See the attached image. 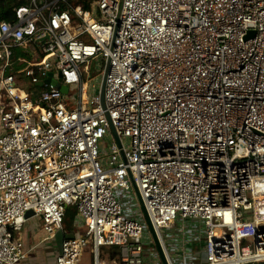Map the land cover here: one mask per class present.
<instances>
[{
  "label": "built area",
  "instance_id": "obj_1",
  "mask_svg": "<svg viewBox=\"0 0 264 264\" xmlns=\"http://www.w3.org/2000/svg\"><path fill=\"white\" fill-rule=\"evenodd\" d=\"M19 1L0 21V264L69 206L55 264L90 244L92 264H163L143 206L167 264L264 263V0Z\"/></svg>",
  "mask_w": 264,
  "mask_h": 264
},
{
  "label": "rangeland",
  "instance_id": "obj_2",
  "mask_svg": "<svg viewBox=\"0 0 264 264\" xmlns=\"http://www.w3.org/2000/svg\"><path fill=\"white\" fill-rule=\"evenodd\" d=\"M85 67L89 68V72L85 73V81L95 80L98 81L99 84L102 83V76L104 74L105 69L103 71L102 69H98L100 65L97 61V58L92 60V62L86 64ZM72 208L76 213L75 217L72 222L70 220V224H65L68 225V228L66 229V235L71 237L75 236L76 233L80 231V228L76 222L77 208L75 206H72ZM41 226L42 222L39 219L32 218L25 224L23 228L21 238L23 239V242L25 243L27 249H29V247H32V250L29 253L28 261L23 264H47V261L55 260L56 256L60 252L61 244L65 236V229L64 232H59L56 235L55 239L45 240L46 235L42 231ZM64 227L66 228V226ZM180 227L181 224L178 223L175 227V230L178 231ZM172 233H174L173 230L167 231V234L164 233V238L166 244L170 248L172 258L176 263L181 257H183V250L178 248L179 246L176 243V245L171 243L172 239H174ZM147 247L149 252H152L154 249L158 250L155 244L148 245ZM198 247L199 244H191L189 242L184 247V251L190 249H194V251H196ZM91 250L92 245L90 244L84 252L81 264H92L93 257Z\"/></svg>",
  "mask_w": 264,
  "mask_h": 264
},
{
  "label": "trees",
  "instance_id": "obj_3",
  "mask_svg": "<svg viewBox=\"0 0 264 264\" xmlns=\"http://www.w3.org/2000/svg\"><path fill=\"white\" fill-rule=\"evenodd\" d=\"M90 1L91 0H78V2L86 3V6H85L86 9H89ZM23 4H25V2L19 1V0H1L0 1V21H7L10 23L15 22L16 9L22 6ZM75 214L76 213L74 209L72 208V206H69L66 211V215L64 219V226H66V228L64 227L65 232H66V229L68 228V225H65V224H68V223L70 224V220L71 222L73 221Z\"/></svg>",
  "mask_w": 264,
  "mask_h": 264
},
{
  "label": "water",
  "instance_id": "obj_4",
  "mask_svg": "<svg viewBox=\"0 0 264 264\" xmlns=\"http://www.w3.org/2000/svg\"><path fill=\"white\" fill-rule=\"evenodd\" d=\"M57 87H59V86H57ZM61 89H62L63 92H67V89H68V88H67V87H62ZM101 101H102V104H103V106H104V86H103L102 91H101ZM114 133H115V132H114ZM115 136H116V141H117L118 145L120 146L121 143H120L119 138L117 137V134H116V133H115ZM140 201H141V200H140ZM142 209H143V213H144V215H145V220H146V222H147V224H148V226H149V229H150V231H151V233H152V235H153V239H154V241H155V245H156V247H157V249H158L159 255H160L161 260H162V263H163V264H167L166 261H165V257H164V254H163L162 248H161V246H160V244H159V242H158L157 236H156V234H155V231H154L153 228H152V224H151V221H150V219H149V217H148V214H147V212H146V209H145L144 206L142 207ZM32 217H34V212H33V211H28V212L26 213L25 218H26V219H30V218H32ZM112 258H113V257H112Z\"/></svg>",
  "mask_w": 264,
  "mask_h": 264
},
{
  "label": "bare ground",
  "instance_id": "obj_5",
  "mask_svg": "<svg viewBox=\"0 0 264 264\" xmlns=\"http://www.w3.org/2000/svg\"><path fill=\"white\" fill-rule=\"evenodd\" d=\"M72 48L75 50L76 44L72 45ZM95 49L92 47H85V54H89L90 52L94 51Z\"/></svg>",
  "mask_w": 264,
  "mask_h": 264
},
{
  "label": "crops",
  "instance_id": "obj_6",
  "mask_svg": "<svg viewBox=\"0 0 264 264\" xmlns=\"http://www.w3.org/2000/svg\"><path fill=\"white\" fill-rule=\"evenodd\" d=\"M32 247H29V249H31ZM47 264H55V260H52V261H47ZM261 264H264V263H261Z\"/></svg>",
  "mask_w": 264,
  "mask_h": 264
}]
</instances>
